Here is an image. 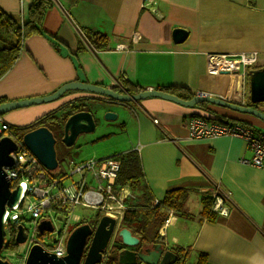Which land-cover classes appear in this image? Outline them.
<instances>
[{
    "label": "crops",
    "instance_id": "crops-1",
    "mask_svg": "<svg viewBox=\"0 0 264 264\" xmlns=\"http://www.w3.org/2000/svg\"><path fill=\"white\" fill-rule=\"evenodd\" d=\"M31 1L0 0V11L21 21ZM149 1L155 4L143 8L144 0H77L72 6L66 0H52L41 32L23 41L18 59L0 76V101L48 96L65 84L85 82L115 90L117 84L125 88V83L136 90H130L132 94L174 87L245 104L247 78L241 71H211L209 57L256 52L258 62L252 69L264 66V0ZM175 29L187 32L180 44L172 41ZM87 30L104 35L107 49H95ZM85 100L92 103L88 111L99 118L114 112L108 106L127 111L120 126L133 139L122 153H138L143 182L155 200L174 189L189 190L185 205L192 195L200 202L215 191L228 193V215L215 222L196 218L184 222L170 215L159 230L161 238L174 231L162 242L167 250L183 248L194 264L199 253L206 255L208 264H264V171L241 162L251 152L240 139L188 140L187 119L209 117L205 110L160 98L120 105L88 92L67 91L53 102L17 109L2 119L11 128L29 127ZM207 108L221 117L263 127L249 115Z\"/></svg>",
    "mask_w": 264,
    "mask_h": 264
},
{
    "label": "built area",
    "instance_id": "built-area-1",
    "mask_svg": "<svg viewBox=\"0 0 264 264\" xmlns=\"http://www.w3.org/2000/svg\"><path fill=\"white\" fill-rule=\"evenodd\" d=\"M153 1L144 0L143 8L153 6ZM153 10V9H151ZM22 22V20H21ZM210 69L213 72H238L244 76V70L253 68L258 62L256 52L242 53L238 55H214L209 57ZM117 88H123L117 84ZM157 123L156 120H153ZM187 138L190 141H200L218 137H231L242 140L247 149L251 152L249 159H242V163L264 171V127H252L242 123L226 121L225 123L216 120H207L201 117H190L185 123ZM10 126L0 116V139L2 137L13 138L8 134ZM17 151L11 153L13 165L4 168L6 178L10 185L19 186L21 195L19 202L11 207H6L3 216L4 246L0 252V258L7 260L4 251L6 242L12 238L15 241V234L18 226L26 218L34 223V230L29 234L24 228L26 241L22 245L27 246V254L32 245L41 246L46 252L52 253L61 258L66 255V240L64 235L69 222H76L80 218L73 216L77 206L105 210L103 213L110 218L121 219L125 205L124 201L129 197V191L122 195L124 189L115 191V180L121 168V161L118 158L109 157L101 160L84 161L72 165L69 175H62L59 178L48 176L45 169L39 164L21 144L17 141ZM71 162L68 164L70 165ZM77 176L72 180L71 185L63 186L66 178ZM94 184V185H93ZM14 186V187H15ZM95 186V189L91 187ZM213 205L212 210L218 217H227L228 193L219 191L210 194ZM157 202V200H155ZM41 221H49L53 227L52 232H43L42 240L37 238V226ZM61 222L60 229L54 227L53 222ZM168 218L162 227L168 224ZM46 239V240H45ZM15 243V242H14ZM26 254V256H27Z\"/></svg>",
    "mask_w": 264,
    "mask_h": 264
},
{
    "label": "water",
    "instance_id": "water-1",
    "mask_svg": "<svg viewBox=\"0 0 264 264\" xmlns=\"http://www.w3.org/2000/svg\"><path fill=\"white\" fill-rule=\"evenodd\" d=\"M186 37L187 32L182 29L172 31V41L175 44L182 43ZM248 79L249 103L251 105L264 104V66L251 69L248 73ZM67 91L92 93L106 98L108 103L120 105L139 102L147 98L164 99L185 108H194L199 103H207L208 105L252 116L264 125V113L261 111L207 94H196L190 100H183L162 90H144L132 94L129 88L115 90L113 87L106 88L85 82L65 84L48 96L1 103L0 116L17 109L53 102ZM103 119L105 121L115 120L117 119V114L106 111L103 113ZM95 127L96 121L92 112L78 111L66 119L63 125L61 143L65 147H71L80 135L94 132ZM54 145L55 139L52 133L45 127L33 129L22 136L21 146L35 157L44 169L49 171L55 170L57 167ZM16 151L17 145L11 138L2 137L0 139V252L4 246L3 216L5 209L6 207L11 208L15 206L19 202L21 195V188L18 185L11 189L10 182L4 172V168L12 167L13 160L10 154ZM114 227V219L104 216L100 220L83 264H98L100 262L101 255ZM37 230L39 234H42L43 232H52L53 227L49 221H41L37 226ZM89 234V227L87 225L75 228L66 240V255L61 258L46 252L39 245H32L24 264H79L84 241ZM117 235L121 240V244L125 247H135L139 244V239L132 236L127 229H121ZM14 239L15 245L25 243L26 234L21 225L18 226ZM137 261L139 262L138 264H175L177 256H175L173 251L165 249L161 244H155L152 249H146L145 251L131 252L124 250L118 255V264H137ZM0 264L10 263L0 258Z\"/></svg>",
    "mask_w": 264,
    "mask_h": 264
},
{
    "label": "trees",
    "instance_id": "trees-1",
    "mask_svg": "<svg viewBox=\"0 0 264 264\" xmlns=\"http://www.w3.org/2000/svg\"><path fill=\"white\" fill-rule=\"evenodd\" d=\"M66 1L70 6L77 2V0ZM52 6V0H32L26 11V16L22 19V22L20 19H13L0 11V76L7 72L18 59L22 50L23 41L31 35L41 32L43 16ZM85 35L95 49H107V38L104 35L91 30L85 31ZM124 85L125 88H131L125 83ZM130 90L136 92L134 88H131ZM164 92L173 94L183 100H190L194 96V94L188 90L174 87H166L164 88ZM248 101L245 103V106L253 108L254 106ZM0 102L3 103L4 100H1ZM208 106L209 105L207 103H199L194 108H200L210 113L211 115L209 117H201L207 120H216L217 122L222 123L232 121L252 126L249 123L239 120H231L226 117H221L209 110L207 108ZM76 110L88 111V109L86 107L84 108L83 105H75L72 106L70 111H66L62 115L57 113L45 115L29 127H10L8 134H10L13 138H21L22 135L29 130L43 126L52 133L55 139V153L63 151L65 147L61 143V139L63 137L62 125L68 116ZM19 131L21 133H18ZM112 157L118 158L121 161V168L115 180V191L127 187L131 192L130 197L125 201L126 209L122 216V227L128 226L127 228L132 230V233L141 242L150 244L156 242L157 240L161 241L159 229L169 215H174L187 220L196 218L198 221L208 222H215L217 219L218 216L212 210L213 200L210 195H203L200 198L201 209L197 216L185 211V203L189 195V190L187 189H174L167 191L161 200L155 202V199L143 182L142 168L136 151L132 150ZM17 246L18 245H15L12 238H10L5 245L7 248L14 249ZM171 250L175 256H177L176 264H185L187 257L186 251L180 247H174L171 248ZM107 263L110 264L109 261ZM195 264H208L206 255L199 253Z\"/></svg>",
    "mask_w": 264,
    "mask_h": 264
},
{
    "label": "rangeland",
    "instance_id": "rangeland-1",
    "mask_svg": "<svg viewBox=\"0 0 264 264\" xmlns=\"http://www.w3.org/2000/svg\"><path fill=\"white\" fill-rule=\"evenodd\" d=\"M247 68V67H246ZM244 69V78H247L246 81V103L249 99V79H248V73L252 68L249 69ZM92 94V93H91ZM95 95V94H94ZM249 102V101H248ZM1 104V102H0ZM91 102L89 100H85V104L82 103L84 108L86 107L87 109L90 108ZM245 105V104H243ZM253 106L255 105H262L264 104H252ZM89 106V107H88ZM108 108L113 109L114 113L117 114V119L112 120V121H105L102 118L96 117L94 114V118L96 121V127L95 131L89 134H83L80 135L77 139L74 145L71 147H65L63 151H58L56 153V158L58 161V167L55 170L49 171L46 170V173L48 176L52 178H59L62 175H69L71 170H72V165L73 164H78L84 161H97L101 159H106L111 156H114L115 154H120L122 152L127 151L131 147V140L133 139L132 134H128L124 131L123 128H121L120 124L124 121V117L127 115L126 110L122 109H117L116 106H108ZM3 118V116H2ZM252 118V116H251ZM262 125V124H261ZM263 126V125H262ZM18 133H21L20 131ZM21 136V135H19ZM23 136V135H22ZM16 141H18L20 144H22V137L21 138H16ZM71 162L70 165H68ZM77 176H73L71 179L66 178L63 180L62 184L63 186H69L71 185L72 180H77ZM94 185V184H93ZM15 185L12 184V187ZM92 189H95V186L91 187ZM137 194V193H136ZM211 194V193H210ZM123 195V194H122ZM127 197L126 199H128ZM193 200L185 205V211L190 213V214H196L197 212L200 211L201 209V204L198 202L199 196L192 195ZM125 199V201H126ZM124 201V205L125 204ZM130 204V202H129ZM105 210H101L99 208L94 209V208H87V207H81L77 206L74 209L73 216H78V218H85V219H95L98 214H103ZM170 216V215H169ZM168 216V217H169ZM185 222L186 220L183 219ZM77 222V221H76ZM76 222H69L66 226L64 235L67 237L68 234L70 233V230H73L75 227L74 225ZM34 223L28 218H26V221L22 222L23 227L29 234L34 230ZM53 225L55 228L60 229L63 226V223L54 221ZM162 227V226H161ZM161 229V228H160ZM159 229V230H160ZM174 233V231H168L166 238H161V241L167 240L170 238V236ZM37 238L39 240H42V235L38 234ZM46 240V239H45ZM176 247V246H170ZM6 254H9L7 256V260L10 264H24L25 259H26V254H27V246L26 245H18L17 247L14 248H7L6 251H4ZM3 253V252H1ZM193 257L189 256L186 258L185 264H194L193 263Z\"/></svg>",
    "mask_w": 264,
    "mask_h": 264
},
{
    "label": "flooded vegetation",
    "instance_id": "flooded-vegetation-1",
    "mask_svg": "<svg viewBox=\"0 0 264 264\" xmlns=\"http://www.w3.org/2000/svg\"><path fill=\"white\" fill-rule=\"evenodd\" d=\"M253 108H255L256 110L261 111L262 113H264V106H262V105H255ZM78 111H82V110H76L74 113H76ZM74 113H72V114H74ZM263 127H264V125H263ZM95 216H96L95 219H93V218L92 219L80 218V220H78L76 222V224L74 225L75 227L73 228V230L75 228L79 227V226L87 225L89 227V232H90V234L87 235L86 238H85L79 264H83V262L85 260V257H86V255L88 253L89 247H90L91 242H92L93 237H94V233H95V231L97 229V226H98L100 220L104 216L108 217L107 215H104V214H101V215L98 214V215H95ZM114 220H115V227L113 229V232H112L111 236L109 237V239L107 241V245H106V247H105V249H104V251H103V253L101 255V260H100V262L98 264H108L107 263L108 261L110 262V264H118V255H119V253L121 251H124V250L131 251V252H138L139 250L145 251L146 249H152V247L155 244H161V245H163L162 241H160V240H157L156 242H153V243H150V244H148V243L145 244V243H143V242H141L139 240V244L137 246H135V247L128 248V247L123 246L121 244V240L119 239V237L117 235L118 232L121 229H123V228L124 229H127L131 233L132 236L135 237V235L132 233V230H130L129 228H127L128 226L127 227H122V224H121L122 223V218L121 219H115L114 218ZM73 230H70V233ZM69 234H68V236H69ZM68 236H67V238H68ZM164 248H165V246H164ZM138 263L139 262L137 261V264Z\"/></svg>",
    "mask_w": 264,
    "mask_h": 264
},
{
    "label": "bare ground",
    "instance_id": "bare-ground-1",
    "mask_svg": "<svg viewBox=\"0 0 264 264\" xmlns=\"http://www.w3.org/2000/svg\"><path fill=\"white\" fill-rule=\"evenodd\" d=\"M124 189V191H123V195H125L126 193H128V191H129V197H130V195H131V192H130V190L127 188V187H125V188H123Z\"/></svg>",
    "mask_w": 264,
    "mask_h": 264
}]
</instances>
